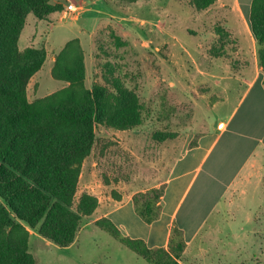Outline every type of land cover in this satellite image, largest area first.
<instances>
[{
	"label": "rangeland",
	"instance_id": "374dc122",
	"mask_svg": "<svg viewBox=\"0 0 264 264\" xmlns=\"http://www.w3.org/2000/svg\"><path fill=\"white\" fill-rule=\"evenodd\" d=\"M48 3L54 10L44 18L30 12L18 39L20 51L31 48L45 55L41 69L29 81L28 100L70 86V81L55 77L56 61L76 66L81 55L83 87L93 90L96 85L106 86L105 76L110 73L121 77L135 95L139 123L126 129L99 126L92 153L81 168L74 208L84 194L95 196L98 205L91 216L83 217L72 246L60 247L43 238L38 228L28 227L29 252L38 264H152L102 228L98 220L129 196L143 199L140 194L155 199L161 213L158 205L163 196L157 199L155 194L164 195L171 168L185 149L199 145L197 163L211 148L202 177L219 156L228 159L249 153L255 141L264 137V100L253 89L241 103L248 82L236 77L240 68L252 69L255 58L259 62L257 40V46L250 45L254 34L228 25L234 21L230 10L235 3L229 0H216L204 9L194 0ZM69 4L76 6V11H71ZM70 41H76L78 48L72 45L63 52ZM225 121L230 127L215 141ZM252 163L226 203L237 201L245 207L248 195L243 190L258 184L260 175L264 178L261 149ZM191 197L192 193L181 213ZM208 204L204 202L205 207ZM232 212L227 206L223 216H236L232 227L243 230L241 217ZM220 216L223 219L213 215L203 235L188 248L183 231L178 236L173 227L167 250L175 252L176 244L184 242L182 264H264V239L233 238L232 227L221 222ZM218 229L223 231L218 232L220 240ZM224 232L230 233L229 238Z\"/></svg>",
	"mask_w": 264,
	"mask_h": 264
},
{
	"label": "trees",
	"instance_id": "16d2710c",
	"mask_svg": "<svg viewBox=\"0 0 264 264\" xmlns=\"http://www.w3.org/2000/svg\"><path fill=\"white\" fill-rule=\"evenodd\" d=\"M194 1L204 9L216 0ZM53 10L48 0H0V264H38L29 252L28 227L38 228L43 238L60 247L74 243L83 217L91 216L98 205L95 196L84 194L74 208L81 168L92 153L99 126L126 129L139 123L135 95L121 77L110 73L106 86L83 87L81 55L76 66L56 61L55 77L70 81V86L28 100L29 81L45 55L31 48L20 51L19 35L30 12L44 18ZM250 22L264 72V0L252 1ZM77 44L70 41L63 52ZM140 195L143 199L134 197L136 211L152 223L160 210L155 199ZM162 196L155 194L157 199ZM98 224L152 264H182L184 242L176 244L175 252L150 248L142 239L122 235L106 217Z\"/></svg>",
	"mask_w": 264,
	"mask_h": 264
},
{
	"label": "crops",
	"instance_id": "0c3cea01",
	"mask_svg": "<svg viewBox=\"0 0 264 264\" xmlns=\"http://www.w3.org/2000/svg\"><path fill=\"white\" fill-rule=\"evenodd\" d=\"M229 1L235 3L233 9L230 10L233 13L234 21L232 20L233 22L228 25L237 31L241 30L246 34L248 32L253 34L250 22L253 0ZM252 41H250V45L252 44L255 47V37L254 39L252 37ZM255 61V66L252 69L240 68L239 72L235 73L238 80L248 82L241 103L245 101L253 89H256L257 96L264 100V72L257 58H255ZM251 63L254 65L253 62ZM222 127H224L223 124ZM229 127L230 125L225 121V127L216 136L215 141L223 133H226ZM198 148L199 145L185 149L183 155L175 160L170 177L166 181L161 202V213L157 220L152 223L145 222L137 213L132 196L105 212L103 216L110 219L122 235L132 239H142L150 248L163 247L169 249L172 230L176 226L183 231L188 248L191 241L203 235V231L209 224L211 217L213 215H225L228 206V209L238 213L237 217H241V223L244 226L243 230L239 229L237 231L232 227V224L236 222V216H233V218L223 216V219L220 216L221 222H226L232 227L234 233L231 236L233 238L240 236V238L249 237L251 239L253 236H259V240L264 239V178L262 175H260L261 179L258 184L249 185L247 190H243L248 195L245 197V207H240L237 201H227L226 203L229 193L234 196V191H237L235 186L241 175L245 173L250 165H253L252 161L258 154V150L261 149L264 152V137H260L255 141L249 153H239L235 158L230 156L228 159H225L224 155L219 156L202 177L201 170L211 148L196 163ZM246 178L250 180L249 175H246ZM191 193V200L185 207L184 212L181 213ZM252 199L255 202L254 206H252ZM206 201H209V204L205 207L204 202ZM237 207L240 208L237 209ZM253 207L258 209L257 213H255L256 209L253 210ZM217 228H219V225H217ZM218 230L217 238L219 237L218 232H223L220 229ZM227 235L230 236V233L224 234L226 239L229 238ZM220 239L222 238L219 237L218 240Z\"/></svg>",
	"mask_w": 264,
	"mask_h": 264
},
{
	"label": "built area",
	"instance_id": "2783aa9c",
	"mask_svg": "<svg viewBox=\"0 0 264 264\" xmlns=\"http://www.w3.org/2000/svg\"><path fill=\"white\" fill-rule=\"evenodd\" d=\"M68 8L71 10V11H76L77 7L74 6L73 4H69Z\"/></svg>",
	"mask_w": 264,
	"mask_h": 264
}]
</instances>
